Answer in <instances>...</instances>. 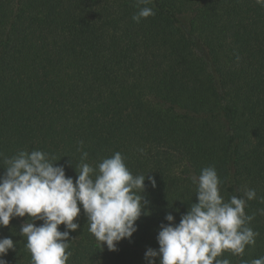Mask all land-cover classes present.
<instances>
[{"label":"trees","instance_id":"obj_1","mask_svg":"<svg viewBox=\"0 0 264 264\" xmlns=\"http://www.w3.org/2000/svg\"><path fill=\"white\" fill-rule=\"evenodd\" d=\"M148 6L155 16L136 23V0H0V167L20 150H40L75 181L82 152L97 170L120 152L134 176L156 181H145L148 214L113 252L88 231L81 206L67 264H146L166 215L178 224L198 202L190 176L214 166L225 201L256 191L245 207L255 245L217 258L251 264L264 257V6ZM28 219L0 228L16 245L7 264H31L19 235Z\"/></svg>","mask_w":264,"mask_h":264},{"label":"clouds","instance_id":"obj_2","mask_svg":"<svg viewBox=\"0 0 264 264\" xmlns=\"http://www.w3.org/2000/svg\"><path fill=\"white\" fill-rule=\"evenodd\" d=\"M150 3L152 0H136L134 22L155 16ZM257 3L264 6V0ZM80 144L83 146V141ZM87 158L88 153L82 152L80 163L75 165V181L66 176L63 166L53 163L54 156L40 150H20L3 158L0 228L8 227L13 218L29 217L19 235L26 237L31 264H67L72 255L67 250L76 240L70 238V232L80 228L75 221L81 206L88 231L102 248L106 245L113 252L118 250L119 242L131 240L138 231L137 221L148 214L145 181L156 187L151 175L134 176L120 152L103 159L98 170L84 162ZM190 179L196 186L198 202L191 204L178 224L171 213L166 215L168 223L161 225L157 236L159 249L146 250V264H157V259L159 264H231L229 259L217 258L224 252L242 256L246 246L255 245L258 233L248 226L254 216L246 215L245 207L247 201L256 198V191L247 189L243 197L233 195L225 201L214 166L203 168L199 176L192 174ZM260 211L264 214V209ZM37 220L43 223L37 226ZM61 225L64 231L59 230ZM15 248L11 238H0V264H7L4 257ZM251 264H264V257Z\"/></svg>","mask_w":264,"mask_h":264}]
</instances>
